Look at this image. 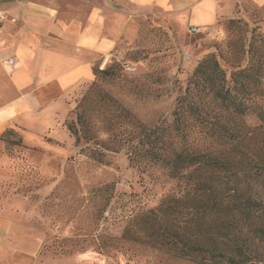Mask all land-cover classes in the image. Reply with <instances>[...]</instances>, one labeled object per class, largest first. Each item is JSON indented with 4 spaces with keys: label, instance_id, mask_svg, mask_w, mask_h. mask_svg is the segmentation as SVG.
<instances>
[{
    "label": "rangeland",
    "instance_id": "374dc122",
    "mask_svg": "<svg viewBox=\"0 0 264 264\" xmlns=\"http://www.w3.org/2000/svg\"><path fill=\"white\" fill-rule=\"evenodd\" d=\"M126 18L120 32L112 33L113 49L95 62L91 80L37 92L39 112L11 124L0 137V213L12 223L7 243L0 244V264H197L147 238L157 224L143 215L152 216L162 196L175 191V182L155 184L101 126L112 121L118 123L116 134L123 131L116 104L134 116L137 129L126 132L130 137L149 131L143 125L172 122L176 98L198 64L212 58L234 92L243 90L247 101L248 93H257L255 102L264 108V11L242 6L212 28L192 27L184 15L131 13ZM6 60L2 54L1 67ZM108 68L135 83L97 78V71ZM96 80L99 89L88 96ZM86 96L90 113H101L100 118L87 114L92 131L114 151L81 150L68 131ZM204 103L209 106V98ZM244 123L246 132L264 138V123L256 114ZM219 249L226 247L219 244ZM250 252L264 264V242L253 244Z\"/></svg>",
    "mask_w": 264,
    "mask_h": 264
},
{
    "label": "trees",
    "instance_id": "16d2710c",
    "mask_svg": "<svg viewBox=\"0 0 264 264\" xmlns=\"http://www.w3.org/2000/svg\"><path fill=\"white\" fill-rule=\"evenodd\" d=\"M96 76L122 85L135 83V78L112 68L97 71ZM98 87L96 80L88 96ZM88 96L79 104L68 131L81 150L114 151L92 131L87 114L100 118L101 113H90ZM247 96L249 101L243 90L234 92L228 86L225 72L212 58L198 64L184 93L176 98L172 122L143 125L149 131L130 137L126 132L137 129L134 116L116 104L123 131L116 134L118 123L112 121L101 126L102 133H111L108 138L123 146L130 164L155 184L165 179L175 182V191L162 196L152 216L143 217L157 224L148 240L178 259L193 258L197 264H258L250 247L264 242V138L246 132L244 122L256 114L264 123V108L255 102L257 93ZM123 238L128 240L130 235L125 232ZM219 244L226 250H220Z\"/></svg>",
    "mask_w": 264,
    "mask_h": 264
},
{
    "label": "crops",
    "instance_id": "0c3cea01",
    "mask_svg": "<svg viewBox=\"0 0 264 264\" xmlns=\"http://www.w3.org/2000/svg\"><path fill=\"white\" fill-rule=\"evenodd\" d=\"M246 5L264 11V0H0V9L9 11L0 56L16 64L13 71L0 66V137L39 112L37 92L91 80L95 62L113 49L112 33L120 32L128 14L184 15L192 27L212 28ZM11 229L0 213V244Z\"/></svg>",
    "mask_w": 264,
    "mask_h": 264
},
{
    "label": "built area",
    "instance_id": "2783aa9c",
    "mask_svg": "<svg viewBox=\"0 0 264 264\" xmlns=\"http://www.w3.org/2000/svg\"><path fill=\"white\" fill-rule=\"evenodd\" d=\"M6 19H7V13L4 12V11H2V10L0 9V34H1V32H2L3 24H4V22L6 21ZM5 67H6V68H9L10 71H13V70L16 68V64H15V62H14L13 59L9 58V59H7L6 62H5ZM127 71H128L129 73H135V72H136V68H134V67H128V68H127Z\"/></svg>",
    "mask_w": 264,
    "mask_h": 264
}]
</instances>
